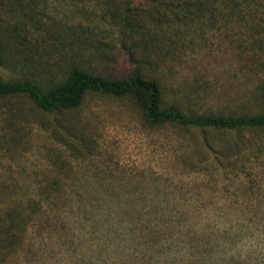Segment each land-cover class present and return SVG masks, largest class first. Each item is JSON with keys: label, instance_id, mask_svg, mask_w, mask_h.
<instances>
[{"label": "rangeland", "instance_id": "obj_1", "mask_svg": "<svg viewBox=\"0 0 264 264\" xmlns=\"http://www.w3.org/2000/svg\"><path fill=\"white\" fill-rule=\"evenodd\" d=\"M182 3L0 0V77L141 74L187 116H264V0ZM0 226V264H264V128L152 126L96 92L57 112L0 98Z\"/></svg>", "mask_w": 264, "mask_h": 264}, {"label": "trees", "instance_id": "obj_2", "mask_svg": "<svg viewBox=\"0 0 264 264\" xmlns=\"http://www.w3.org/2000/svg\"><path fill=\"white\" fill-rule=\"evenodd\" d=\"M183 10L195 8L198 13L216 12L242 6L246 0H182ZM194 13V10L192 11ZM185 18H187L184 15ZM138 33V32H137ZM0 48V65L2 64ZM86 92H96L114 97H130L149 125H173L183 128L215 131H237L264 128V116L225 119L220 117L187 116L174 108L162 107V89L154 79L135 74L129 79L110 80L78 67H72L62 83L41 91L29 83H7L0 77V98L25 96L45 112L71 111L81 105ZM228 232V231H227ZM229 233V232H228ZM4 231L0 226V240ZM240 243V241H239ZM259 245V246H258ZM260 247V243H258ZM235 256V255H234ZM246 263L243 255L236 256ZM205 260H200L201 262ZM178 261H175V263Z\"/></svg>", "mask_w": 264, "mask_h": 264}]
</instances>
